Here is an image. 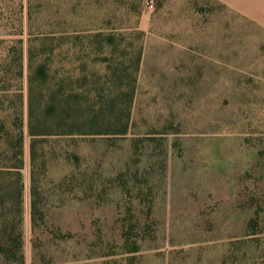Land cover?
<instances>
[{
  "label": "rangeland",
  "instance_id": "374dc122",
  "mask_svg": "<svg viewBox=\"0 0 264 264\" xmlns=\"http://www.w3.org/2000/svg\"><path fill=\"white\" fill-rule=\"evenodd\" d=\"M27 2L0 0V60L21 38L25 73ZM35 3L39 27L61 6L57 29L105 28L142 47L128 133L78 141L79 179L54 213L74 237L51 245L49 264H264V31L215 0ZM68 171L54 160L53 178ZM23 177L32 264L28 140Z\"/></svg>",
  "mask_w": 264,
  "mask_h": 264
},
{
  "label": "trees",
  "instance_id": "16d2710c",
  "mask_svg": "<svg viewBox=\"0 0 264 264\" xmlns=\"http://www.w3.org/2000/svg\"><path fill=\"white\" fill-rule=\"evenodd\" d=\"M35 2L28 0L26 7V73L21 38L11 40L0 60V264H26V141L32 264H49L51 245L74 237L55 223L54 213L69 200L63 187L79 179L76 170L82 157L76 149L78 141L87 136L128 133L142 61L141 46L126 43L123 35L105 28L57 29L67 25L61 6L52 18L48 13V21L43 18L44 28L39 27L38 15L45 11ZM67 140L75 141L74 149H62ZM54 160L68 163L70 171L53 178ZM81 193L75 192L74 199L81 200ZM123 236L128 241V233ZM137 251L136 242L127 243L126 253Z\"/></svg>",
  "mask_w": 264,
  "mask_h": 264
},
{
  "label": "crops",
  "instance_id": "0c3cea01",
  "mask_svg": "<svg viewBox=\"0 0 264 264\" xmlns=\"http://www.w3.org/2000/svg\"><path fill=\"white\" fill-rule=\"evenodd\" d=\"M241 19L264 31V0H215Z\"/></svg>",
  "mask_w": 264,
  "mask_h": 264
},
{
  "label": "built area",
  "instance_id": "2783aa9c",
  "mask_svg": "<svg viewBox=\"0 0 264 264\" xmlns=\"http://www.w3.org/2000/svg\"><path fill=\"white\" fill-rule=\"evenodd\" d=\"M149 6H150V8H152V7H153V6H152V3H150V5H149Z\"/></svg>",
  "mask_w": 264,
  "mask_h": 264
}]
</instances>
